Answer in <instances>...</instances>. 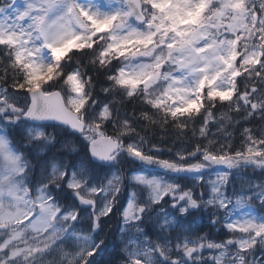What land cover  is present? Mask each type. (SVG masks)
Listing matches in <instances>:
<instances>
[{
  "label": "snow or ice",
  "instance_id": "obj_1",
  "mask_svg": "<svg viewBox=\"0 0 264 264\" xmlns=\"http://www.w3.org/2000/svg\"><path fill=\"white\" fill-rule=\"evenodd\" d=\"M0 264H264V0H0Z\"/></svg>",
  "mask_w": 264,
  "mask_h": 264
},
{
  "label": "trees",
  "instance_id": "obj_2",
  "mask_svg": "<svg viewBox=\"0 0 264 264\" xmlns=\"http://www.w3.org/2000/svg\"><path fill=\"white\" fill-rule=\"evenodd\" d=\"M130 107V106H129ZM160 137H157V139H159ZM169 143H171V140H169ZM167 147V145L165 146ZM110 227L113 231H115L116 227H117V219L113 218V220L110 222Z\"/></svg>",
  "mask_w": 264,
  "mask_h": 264
},
{
  "label": "rangeland",
  "instance_id": "obj_3",
  "mask_svg": "<svg viewBox=\"0 0 264 264\" xmlns=\"http://www.w3.org/2000/svg\"><path fill=\"white\" fill-rule=\"evenodd\" d=\"M200 223V221H199V219H197V224H199ZM204 231H209L210 229L208 228V226H207V222H206V220L204 221V229H203ZM214 231V230H213Z\"/></svg>",
  "mask_w": 264,
  "mask_h": 264
}]
</instances>
